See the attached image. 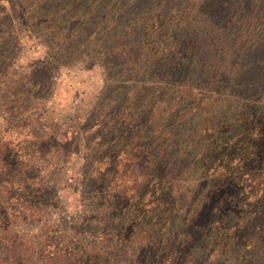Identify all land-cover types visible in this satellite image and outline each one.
Wrapping results in <instances>:
<instances>
[{
  "label": "trees",
  "instance_id": "trees-1",
  "mask_svg": "<svg viewBox=\"0 0 264 264\" xmlns=\"http://www.w3.org/2000/svg\"><path fill=\"white\" fill-rule=\"evenodd\" d=\"M77 60L106 82L62 120L45 69ZM0 112V264H264V0H0Z\"/></svg>",
  "mask_w": 264,
  "mask_h": 264
},
{
  "label": "rangeland",
  "instance_id": "rangeland-1",
  "mask_svg": "<svg viewBox=\"0 0 264 264\" xmlns=\"http://www.w3.org/2000/svg\"><path fill=\"white\" fill-rule=\"evenodd\" d=\"M13 37L16 42L13 66L17 70L30 72L34 63L45 58L50 44L45 38L31 35L27 31H17ZM45 74L46 89L43 94L46 107L51 115L68 121L91 108L106 82L105 71L101 65L86 66L79 60L68 64L50 63V67L45 69ZM4 125L5 120L0 112V131ZM82 162L79 159L70 165L58 188L60 203L51 210L53 217L58 220L72 222L75 216L86 213L84 207L77 203L72 188L81 176Z\"/></svg>",
  "mask_w": 264,
  "mask_h": 264
}]
</instances>
